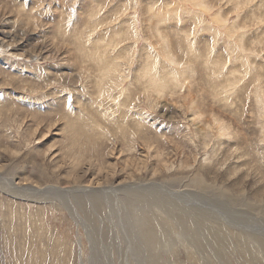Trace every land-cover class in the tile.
<instances>
[{"label":"rangeland","instance_id":"1","mask_svg":"<svg viewBox=\"0 0 264 264\" xmlns=\"http://www.w3.org/2000/svg\"><path fill=\"white\" fill-rule=\"evenodd\" d=\"M234 1L0 0V174L59 189L47 207L0 189V264H264L225 234L264 241V214L217 199L264 202V0ZM131 183H154L117 197L138 193L160 247L94 190Z\"/></svg>","mask_w":264,"mask_h":264},{"label":"bare ground","instance_id":"2","mask_svg":"<svg viewBox=\"0 0 264 264\" xmlns=\"http://www.w3.org/2000/svg\"><path fill=\"white\" fill-rule=\"evenodd\" d=\"M252 0H236V1H234L233 2V5H234V8L235 9H237L236 8V6L238 5V4H240V5H242V3L243 2H251ZM200 5V4H199ZM239 6V5H238ZM186 7V6H185ZM241 7V6H240ZM190 8V7H189ZM207 8V7H206ZM188 9V8H187ZM240 9V8H239ZM189 10V9H188ZM209 11H210V9H209ZM188 12V11H187ZM211 12V11H210ZM216 13V12H215ZM255 14V13H254ZM212 16H214V15H212ZM213 18V17H212ZM222 20H224V19H222ZM261 20V19H260ZM259 20V21H260ZM228 25V24H227ZM239 25V24H238ZM246 26V25H245ZM130 27V26H129ZM239 27V26H238ZM238 27H237V29H238ZM240 27H243V26H240ZM222 29H224V28H222ZM128 31H129V29H128ZM136 32V31H135ZM127 33V32H126ZM131 33V32H130ZM132 35V34H131ZM236 47V46H235ZM234 48V47H233ZM160 52V51H159ZM157 54V53H156ZM159 56V55H158ZM160 57V56H159ZM231 58V57H230ZM167 62V61H166ZM171 62V61H170ZM173 63V62H172ZM172 65H175V64H172ZM181 65V64H180ZM114 66V65H113ZM247 66V65H246ZM176 67V66H175ZM114 68V67H113ZM172 68V67H171ZM111 67L110 66H108L107 67V70H108V72H110L111 71ZM177 70V69H176ZM187 70V69H186ZM176 72V71H175ZM105 74V73H104ZM110 74V73H109ZM142 74H143V72H142ZM185 74H186V72H185ZM256 97V96H255ZM257 100H258V98H257ZM1 168V167H0ZM25 171V170H24ZM43 173H45V171H42ZM41 172V173H42ZM48 173V172H47ZM51 175V174H50ZM197 175V177H195V182H196V184H195V186L196 187H198V188H200V189H204V190H206V189H211L210 188V185L211 184H209V183H207L205 180H204V178L200 175V174H196ZM21 177V174L20 175H15V177H13V176H9V177H3L1 174H0V189H2V191H5L6 193H8V195H10V196H12V197H14V198H18V199H22V200H25V201H27V203H40V204H44V206L45 207H47V205H48V197H46L45 195L46 194H51V196L52 195H56V193L59 191V189H57L56 187H53L52 185L50 186V185H44V187L42 186V187H37V186H35V185H33V184H31L30 183V179L27 177V176H23L22 178H20ZM20 178V179H19ZM17 179H19L18 181H22L23 183H19L18 184V182H15V180H17ZM173 181V180H172ZM43 183H44V181H43ZM108 184V183H107ZM154 183H147V184H137V183H131V184H126V185H123V186H121V187H119V186H112V187H110V188H108V189H105V188H103V187H101V188H98V189H94V190H99V191H102V193H105V192H108L109 190L111 191V192H113V195H114V199H113V202L115 203V205L117 206V207H119V209H120V207H121V204H120V199L118 198L119 196H118V194L119 193H122V192H124V191H130V190H133V191H138L139 193L140 192H142V191H144L145 190V188L146 187H149V186H151V185H153ZM156 184V183H155ZM72 185V184H71ZM68 186V187H63L62 189H63V191H65V193L63 192V194L64 195H66V196H68V194H72L73 195V197L74 198H85V196H87V194H90L89 192H91L92 190H93V188L92 187H88V186H78L77 184H76V187H72V186ZM91 186V185H90ZM100 186V185H99ZM97 187H98V185H97ZM126 188L127 190H125V189H123V188ZM209 187V188H208ZM213 188V187H212ZM216 188H217V190L219 191L218 193L219 194H223V196H221V197H225V198H228V199H219V198H217L221 203H223V201H227V202H229L230 204H234L235 202H238L239 203V205H245V206H254V207H256L258 210H260L263 214H264V202H262V204H260V200H253L254 199V196L252 197L253 199L251 200V201H249V198H244V195H243V192L241 193V192H239L237 195H235V196H232L231 194H232V190L230 191V190H227V187L226 186H218V185H216ZM52 189L53 190H58L57 192H53L52 191ZM139 189H144V190H139ZM124 190V191H123ZM249 192V191H248ZM127 193V192H126ZM126 193H124V194H126ZM132 193V192H131ZM108 194H110V193H108ZM133 195L131 196V198H129V199H127V201H128V210L127 211H125V210H121L120 209V211L121 212H124V214H126L127 215V212H129L130 214H129V216H127L128 217V219H134V217H137V218H135L136 220H138V221H133L134 222V226L136 227V228H138V230H139V235H138V237L141 239V243L142 244H144L145 245V248H146V246H147V248L149 247V248H151V246L153 247V245L152 244H154V246H161V240L159 239V236H161V234H163L162 233V231L164 230V228H165V225L163 224V223H161L157 218H151V220H150V222L147 224V221H143V219L145 218V213H146V204L144 203V201L142 200V199H138V200H136V206H133V200H134V198L137 196V194L138 193H132ZM118 196V197H117ZM121 196H122V194H121ZM219 196V195H218ZM70 198V197H69ZM73 198V199H74ZM122 198V197H121ZM93 199V198H92ZM216 199V198H215ZM66 200V199H65ZM237 200V201H236ZM56 201V200H55ZM55 201H53V200H51V204L53 205V207H55V205H59L60 207H62V208H65L69 213H71V214H73V215H77L76 214V209L74 208V207H72V206H66V204H65V206L63 207L62 205L63 204H61V202H58V204H57V202H55ZM126 201V202H127ZM232 201H233V203H232ZM262 201V200H261ZM69 203V202H68ZM61 204V205H60ZM124 206H125V204H124ZM127 207V206H126ZM84 208V207H83ZM87 209V208H86ZM91 209V210H90ZM90 209H87V210H90L89 212L91 213L92 212V214H97L95 211V209H93V207L92 208H90ZM123 209H124V207H123ZM213 212H215V213H219V214H221V216H222V213L220 212V210L217 208V209H214V210H212ZM97 212H99V210H97ZM116 212H119V210H117L116 209ZM120 212V213H121ZM100 213V212H99ZM101 215H102V213H101ZM126 215H124V216H126ZM97 216V215H96ZM98 216H99V214H98ZM131 216V217H130ZM100 217V216H99ZM103 217V216H102ZM138 217H140L139 219H138ZM98 218V217H97ZM117 218H119V217H117ZM88 219V218H87ZM206 218H203V221L205 220ZM99 220V219H98ZM114 219H112L111 221H113ZM201 220H202V218H201ZM80 221V220H79ZM100 221H102V219H101V217H100ZM115 221V220H114ZM119 221V220H118ZM124 223V222H123ZM128 223V222H127ZM126 223V224H127ZM131 223V222H130ZM130 223H129V225H130ZM100 224H101V222H100ZM131 224H133V223H131ZM112 225V224H111ZM155 225H157L158 227H159V234L160 235H157V234H155V233H152V232H150V230L148 229V227H154L155 228ZM110 227H113V226H110ZM130 227V226H129ZM128 227V228H129ZM36 228V227H35ZM38 228V227H37ZM42 228V227H41ZM188 228H191V230H194V233L196 234V233H198V225L196 224V223H191L189 226H188ZM111 229V228H110ZM121 229V228H120ZM125 229V228H124ZM123 229V230H124ZM113 230H114V228H113ZM117 230H118V228H117ZM116 230V231H117ZM235 230H237V232H235ZM37 231V230H36ZM122 231V230H121ZM130 231V230H129ZM29 232V231H28ZM114 232V231H113ZM118 232V231H117ZM227 232H228V234H227ZM110 233H111V231H110ZM122 233H124V232H122ZM230 233H232L234 236L233 237H236L237 238V240H239L240 238L242 239V241H244V243L245 244H247V246L249 245V246H251V247H255V248H261V249H264V241H262V240H257V239H255L254 238V236H252V235H249L248 237H243L242 235H241V233H240V230H238L237 228H233V229H227L226 230V232H225V234H227V235H231ZM155 234V235H154ZM186 234H187V231H186ZM181 236H182V233L180 234ZM224 236V235H223ZM166 237V235L164 234V238ZM228 237V236H227ZM226 237V238H227ZM231 238H233L232 236H230ZM240 237V238H239ZM35 238V237H34ZM138 238V239H139ZM172 238V237H171ZM168 239V238H167ZM179 239V238H178ZM224 239V238H223ZM240 239V240H241ZM34 240V239H33ZM41 240V239H40ZM169 240L170 239H168V240H166V242L167 243H169ZM183 240V239H182ZM140 241V240H139ZM233 241H234V239H233ZM238 242V241H237ZM240 242V241H239ZM238 242V243H239ZM39 243V242H38ZM163 243V242H162ZM165 243V242H164ZM234 244H235V242H233ZM237 243V244H238ZM241 243V242H240ZM24 244H26V243H24ZM27 244H28V242H27ZM236 244V245H237ZM241 244H243V243H241ZM139 246V245H138ZM142 246V245H141ZM243 246V245H242ZM244 246H246V245H244ZM43 247V246H42ZM143 247V246H142ZM38 248V247H37ZM127 248V247H126ZM140 248V247H139ZM146 248V249H147ZM148 248V249H149ZM142 249V248H141ZM154 249V248H153ZM125 250V249H124ZM140 250V249H139ZM149 251V250H148ZM150 251H151V249H150ZM126 252V251H125ZM142 253V252H141ZM152 253L153 252H151V253H149V254H147L146 255V257L147 258H145V260L147 261V263L148 264H157V263H155V260L156 259H158V258H155V255H153L152 256ZM128 253H126V255H127ZM122 256V255H121ZM121 256L119 257V259H121ZM131 256V255H130ZM135 256V255H134ZM134 256H131L132 258L134 257ZM141 257V256H140ZM131 258V259H132ZM143 258V257H142ZM142 258H139L138 257V259H141V263L142 264H144V259L142 260ZM216 258V260H217V262H218V264H222L221 263V261L217 258V257H215ZM121 261V260H120ZM83 262V261H82ZM81 262V263H82ZM198 262V261H197ZM214 263H215V261H213ZM136 263V262H135ZM137 263H138V261H137ZM140 263V262H139ZM196 264H198V263H196ZM203 264V263H202Z\"/></svg>","mask_w":264,"mask_h":264}]
</instances>
